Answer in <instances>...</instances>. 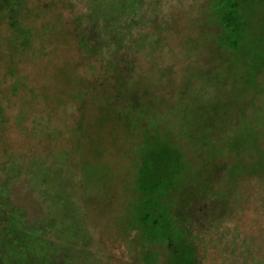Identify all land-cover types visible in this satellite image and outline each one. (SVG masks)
Returning a JSON list of instances; mask_svg holds the SVG:
<instances>
[{
	"label": "rangeland",
	"instance_id": "rangeland-1",
	"mask_svg": "<svg viewBox=\"0 0 264 264\" xmlns=\"http://www.w3.org/2000/svg\"><path fill=\"white\" fill-rule=\"evenodd\" d=\"M246 2L236 50L229 0L9 12L0 248L10 213L34 246L12 264H264V0Z\"/></svg>",
	"mask_w": 264,
	"mask_h": 264
},
{
	"label": "trees",
	"instance_id": "trees-1",
	"mask_svg": "<svg viewBox=\"0 0 264 264\" xmlns=\"http://www.w3.org/2000/svg\"><path fill=\"white\" fill-rule=\"evenodd\" d=\"M229 4H230L229 10L222 13V15L225 16V17L223 16L225 33L223 35V38L217 40V43L219 48L221 49L226 48V49L236 50L239 46L242 45V43H244L245 36L242 31L244 30V27L248 26V22L242 16L241 12L243 11L247 12L249 6L246 5L247 4L246 0H229ZM28 11L29 9L27 5H25V0H0V15H1L0 23L3 24L4 26L3 28L8 29L9 31V28L12 29L15 25L14 22H11L9 12H11V16L16 12H18L19 17L21 16L25 17L26 15L24 14L27 13ZM17 24L18 26L22 25L20 21H18ZM12 35L17 36L20 39H23L21 40L23 43L17 42L16 44L18 50L23 49L25 45L27 47V45L30 43L29 35L22 34L20 30H18V32H16L15 34L12 33L11 36ZM15 51L17 53V50ZM22 51H18V52L23 53ZM199 117L201 116H198V118ZM3 122H4V115L2 113V108L0 107V124H2ZM188 132L191 134V130H188ZM170 151H174L173 148L172 149L170 148ZM176 153H177V157H179L180 154L178 152ZM6 200H7L6 197L2 196L0 198V211L2 212L5 210V208H3L2 206H5L4 203H6ZM6 222H8V224L7 226H5L6 227L5 229L6 231L4 234L5 236L2 238L1 241V243L3 242V245L0 248L1 250L0 264H12L15 263L13 261L18 262L19 260H23L25 259L26 257L25 254H27L28 251L34 250V246L28 245L27 236L24 233H22L19 228L20 220L18 219V217L16 218V216L13 213L12 214L10 213V215L6 217ZM12 238L14 239L11 241ZM8 241L11 242L9 245L7 243ZM24 264H29V263L25 262Z\"/></svg>",
	"mask_w": 264,
	"mask_h": 264
}]
</instances>
